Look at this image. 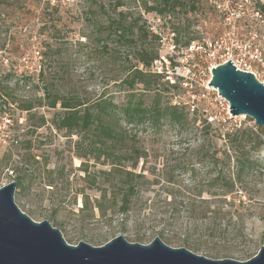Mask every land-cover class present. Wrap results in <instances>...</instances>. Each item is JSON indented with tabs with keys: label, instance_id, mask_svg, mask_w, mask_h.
I'll return each mask as SVG.
<instances>
[{
	"label": "rangeland",
	"instance_id": "374dc122",
	"mask_svg": "<svg viewBox=\"0 0 264 264\" xmlns=\"http://www.w3.org/2000/svg\"><path fill=\"white\" fill-rule=\"evenodd\" d=\"M123 1L127 3L125 9L131 7L130 13L141 18L139 26L143 29L138 31H147L149 35L145 43L138 39L137 44H147L159 54V60L151 71L160 72L165 64L167 79L170 84L175 82L178 86L171 88L166 84L161 85V89L166 90L163 103H190L192 99L184 84L195 82L189 69L197 72L206 67L209 54L222 52L223 44L242 41L257 45L264 60V10L261 12L257 8V0H197L195 11L183 3L163 15L158 12L146 13L139 0H136V4L132 0ZM258 1L264 5V0ZM74 4V1L70 2L59 14H54L51 11L43 13L41 5L30 7L26 0H0V112H5L0 117V188L17 183V178L23 177V186L15 192V203L37 222L48 221L56 210L55 206L60 204L57 218L67 225L64 238L70 245L85 242L101 247L118 236H124L130 243L148 245L159 237L158 233L163 229L159 221L164 214L160 207L166 197L162 187L167 186L165 181L142 195L143 202L148 200L149 205L154 201L158 203L155 209L151 207L140 216L141 219H149L144 225L136 227L131 221L123 231L122 227L117 226L121 219L119 216L115 218L113 228L103 222L82 228L76 221L83 197L75 193L78 188L87 187L84 174L77 170L82 160L75 155V143L80 137L69 136L66 131L56 128L55 117L62 110L60 105L57 109L45 106V89L62 95L71 93L90 102L101 96H111L117 104L124 105L128 101V92L124 89L125 85L122 86L126 71L135 65L146 69L131 55L128 56L129 50L117 37L107 38V32L101 36L96 34L102 24L107 26L109 16H117L115 13L99 14L97 20H92L87 9ZM102 36L107 39L101 41ZM209 42L216 44V48L209 51ZM41 43L46 48L51 46L55 53L48 56L39 54L43 50L39 47ZM174 64H178L176 72ZM259 71V78L264 81L262 66H259ZM40 72L44 84L42 81L37 89L26 84L30 76L37 77ZM142 89V85L137 86L135 92L138 98L143 96ZM27 101L34 106L31 112L20 109ZM196 104L198 110L210 105L202 100ZM212 106V110H219L218 106ZM185 112L189 118L185 127L174 126L165 119L154 127L123 124L136 140L138 148L146 154L140 159L138 173L155 181L165 179L164 171L171 173L174 170L181 185L200 184L206 180L205 173L211 168L202 162V157L206 153L211 156L228 141L224 137L220 140L217 138L216 129L220 124L224 123L230 133L239 128L257 127L251 118L238 116L227 122L211 124L209 129H205L207 124L201 111L193 113L186 108ZM42 117L46 124L39 127ZM260 129L264 131V128ZM259 136V149L251 152L250 156L258 161L262 169L250 177L247 192L228 196V201H235L233 210L238 209L239 213L244 214L240 236L223 240L212 237L209 232L205 233L206 237L201 230L192 232L189 234L190 241L201 245L196 254L213 260H222L214 256L222 254L224 259L245 262L255 257L263 246L264 134L260 133ZM16 137L18 141L14 142ZM218 158H223L220 153ZM235 165L236 156L233 155V170ZM103 168L106 167L97 164L91 171ZM63 169L65 177L61 179L60 170ZM52 183L53 186H50ZM85 192L92 199L102 196L99 189H87ZM240 200L242 205L239 204ZM135 218L132 216L131 220ZM166 233L167 237L174 239V242L166 244L179 248V240L184 239L180 227L167 228Z\"/></svg>",
	"mask_w": 264,
	"mask_h": 264
},
{
	"label": "trees",
	"instance_id": "16d2710c",
	"mask_svg": "<svg viewBox=\"0 0 264 264\" xmlns=\"http://www.w3.org/2000/svg\"><path fill=\"white\" fill-rule=\"evenodd\" d=\"M73 1L74 5L87 9L92 20H97L99 14L115 13L117 16L113 18L109 16L107 26L102 24V28L100 31L96 30V34L101 36L107 32V38L117 37L126 50H129L128 56L131 55L138 64L146 69L135 65L126 71L122 86L125 85L124 89L128 92V101L124 105L117 104L111 96H101L90 102L83 101L71 93L62 95L59 92L50 91L49 88L45 89V106L57 109L60 105L62 110L55 117L56 128L66 131L69 136L78 135L80 137L75 143V155L82 160L77 170L84 174L83 179L87 187L78 188L75 193V195L83 197V205L77 212L76 221L82 228L95 222H103L113 228L115 218L119 216L121 219L118 220L117 226L122 227L123 231H126V227L131 221L136 227L144 225L149 219H141L140 216L151 207L155 209L158 203L154 201L149 205L148 200L143 202L142 195L149 192L154 185L165 181L167 186L163 185L162 187H164L163 192L166 197L160 207L164 214L161 215L163 218L159 221L163 229L158 233L164 243L174 242L173 238L166 236V230L177 226L180 227V233L184 237L183 240H179L178 247L187 248L194 253L201 249V245L190 241L189 234L192 232L201 230L204 237H206L205 233L209 232L212 237L223 240L239 237L242 232L241 225L245 221L244 214L239 213L238 209L233 210L235 201H228V196L247 192L251 182L250 177H253V173L258 169H262L258 161L253 160L250 154L258 151L261 144L259 134H264V131L254 127L239 128L230 133L226 130L225 124L221 123L216 129L217 138L220 140L224 137L228 141L225 146H221L211 156L206 153L202 157V162L206 165L209 164L211 168L205 173L206 180L200 184L181 185L182 182L178 180L179 176L174 175V170L171 173L164 171L165 179L155 181L146 178L145 174L138 173L140 159L144 158L146 154L138 148L136 140L123 127V124L133 127L139 125L154 127L161 119H165L174 126L185 127L189 120L188 113L185 112L188 107L163 103L162 97L166 90L161 89V85L166 84L171 88L178 86L175 83L170 84V80L167 79L165 64L161 73L151 71L154 63L159 60V54L150 49L147 44L141 46L137 44L138 39L145 43L149 35L147 31L142 33L138 31L143 29L139 26L141 18L130 13L131 7L125 9L127 3L123 0H26V3L30 7L41 5L43 13L51 11V13L59 14L65 6ZM132 1L136 4V0ZM139 1L146 13L158 12L160 15L168 13L183 3L188 5L191 11H195L198 3L197 0ZM256 2L257 8L262 12L264 5L258 0ZM107 38L102 36L100 39L104 41ZM89 39H92L91 36ZM156 39L159 38L156 37ZM39 47L43 49L39 54L48 56L55 53L51 46L46 48L41 43ZM103 48L108 50L106 46ZM176 65L178 64H174L173 67ZM42 77V72L37 77L30 76L26 84L37 89L42 81L44 84ZM138 85L143 86V96L139 98L135 92ZM206 107L202 109H206ZM20 109L31 112L34 106L32 102L27 101L20 106ZM2 114L5 112L1 111L0 117ZM205 123L207 125L204 128L209 129L211 124L207 120ZM45 124L46 120L42 117L39 127ZM17 141L16 137L14 142ZM219 153L223 158H218ZM233 155L236 156L234 170L231 167ZM92 162L94 163L91 165ZM97 164L106 168L91 171V168L96 167ZM63 171L64 169L60 170L61 179L65 177ZM22 186L23 177H18L17 189ZM87 189H99L102 196L99 199H92L85 192ZM239 204H243L242 200ZM59 206L61 205L55 206L56 210L50 215L48 221L58 228L65 237L67 225L57 218ZM132 216L136 217L135 220H131ZM183 218L186 219H184V229ZM214 256L224 259L221 257L222 254Z\"/></svg>",
	"mask_w": 264,
	"mask_h": 264
},
{
	"label": "water",
	"instance_id": "95a60500",
	"mask_svg": "<svg viewBox=\"0 0 264 264\" xmlns=\"http://www.w3.org/2000/svg\"><path fill=\"white\" fill-rule=\"evenodd\" d=\"M230 104L232 116H246L264 128V83L229 61L212 69L208 84ZM17 183L0 188V264H264V244L252 259L213 260L187 248H173L160 237L150 244L118 236L101 247L70 245L49 221L37 222L15 203Z\"/></svg>",
	"mask_w": 264,
	"mask_h": 264
},
{
	"label": "built area",
	"instance_id": "2783aa9c",
	"mask_svg": "<svg viewBox=\"0 0 264 264\" xmlns=\"http://www.w3.org/2000/svg\"><path fill=\"white\" fill-rule=\"evenodd\" d=\"M208 50L211 51L213 48H216V44L212 42L207 43ZM222 52H215L209 54V59L207 60V65L204 68L197 70V72H193V70L189 69V74L193 75L194 82H186V89H188V95L192 99L189 102H186V106L191 112L195 113L197 111H201L203 117L209 124H214L217 122H227L231 119L238 117L232 116L230 113V104L229 102L219 95L217 89L212 87L210 84L212 79V69L217 68L221 64H225L229 61L236 66L237 69L250 72L256 76V78L264 83L259 78V66L263 67L264 70V60L262 59L261 48L257 45H252L246 42H230L227 44H223L221 46ZM210 53V52H209ZM177 66H174V71L176 72ZM163 70H160L161 73ZM184 72V71H182ZM183 82V78L181 79ZM175 82H173L174 84ZM202 100L203 102H208L210 104L206 109L198 110V106L196 102ZM212 105L218 106L219 110H212Z\"/></svg>",
	"mask_w": 264,
	"mask_h": 264
}]
</instances>
